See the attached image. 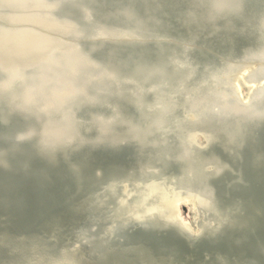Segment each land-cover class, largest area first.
Listing matches in <instances>:
<instances>
[{
  "label": "bare ground",
  "instance_id": "6f19581e",
  "mask_svg": "<svg viewBox=\"0 0 264 264\" xmlns=\"http://www.w3.org/2000/svg\"><path fill=\"white\" fill-rule=\"evenodd\" d=\"M241 1L242 13L218 20L220 29L215 31L206 21L208 9L196 6L195 0H81L76 6L65 3L55 14L56 21L48 19V7L40 1L0 0L2 14L11 26L10 31L0 29V65L13 72L18 66L28 68L36 63L34 79L39 86L37 77L44 82L47 65L61 63L71 51L53 38L69 35L66 24H72L60 18L78 24L83 36L90 37L100 29H125L131 20L120 12H128L144 23L145 34L194 42L198 50L191 57L200 66L198 77L202 78L204 66L215 70L223 59L260 49L258 30L264 27V0ZM86 8L93 10L90 20L84 18L82 9ZM191 13L200 23L188 20ZM90 45L85 43L84 47L89 49ZM173 45L108 44L95 49L94 56L123 78L143 81L140 69L159 67L175 81L179 76L166 66L167 56L179 54V47ZM148 81L153 83V79ZM154 82L158 83L157 78ZM252 86L256 84L240 85L242 97ZM73 88L64 83L49 85L44 91L47 97L39 100L54 102ZM114 102L122 107L130 123L142 121L132 104L117 99ZM96 113L105 111L88 108L81 117ZM34 123L19 117L9 122L0 118V264H27L35 254L38 264H55L62 259L72 264H264V120L256 125H241L222 119L203 125L217 134L218 142L190 156L172 140L169 146L138 147L130 143L118 149L85 147L66 153V157L60 154L51 163L34 150L32 143L18 144L13 140L17 134L35 128ZM151 139L156 142V136ZM208 162L224 169L219 175L206 174L203 164ZM149 166L158 167L166 181L192 173L191 180L183 178L178 184L211 196L216 210L228 221L220 233L192 244L173 228L160 231L145 226L121 231L120 241L100 238L109 219L137 209L144 201L136 198L132 207L115 208L113 217L106 216L110 213L108 206L112 211L116 203L105 186L126 179L148 180L150 176L140 170ZM177 203L176 215L191 225V203L186 198ZM183 205L188 208L186 215ZM91 217L100 221L98 232L88 246L81 248L84 258L71 259L62 249L88 230ZM50 237L54 241H48Z\"/></svg>",
  "mask_w": 264,
  "mask_h": 264
},
{
  "label": "water",
  "instance_id": "95a60500",
  "mask_svg": "<svg viewBox=\"0 0 264 264\" xmlns=\"http://www.w3.org/2000/svg\"><path fill=\"white\" fill-rule=\"evenodd\" d=\"M35 1L48 7L47 17L50 21H56L55 14L65 3L76 6L81 2ZM195 2L196 6H206V21L211 23L215 31L220 29L218 20L237 16L243 11L241 0ZM82 10L84 18L90 20L93 10ZM120 15L131 20L128 27L114 31L100 29L90 37L83 36L78 24L60 18L73 26L62 23L69 27V35L53 38L66 44L71 51L61 63L54 61V64L47 65L46 73H41H45L42 75L44 82L41 76L37 77L40 79L37 83L39 86L34 79L37 75V69L33 68L36 63L28 68L18 66L13 72L0 65V118L9 122L10 119L19 117L34 121L36 126L14 136L16 143H32L34 150L45 155L50 163L55 162L60 154L66 157V153L85 147L118 149L130 143L138 147L169 146L173 143L172 140H176L178 146L184 147L183 154L190 156L195 152L207 151L218 142L217 134L202 128L203 125L222 119L241 125H256L264 120V27L258 30L261 40L259 50L244 53L238 58L223 59L220 67L215 70L211 66H204L202 72L206 78H199L200 66L191 57L198 50L194 42H178L164 36L145 34L143 22L133 18L128 12H120ZM188 17L191 22H199L193 13ZM10 27L6 16L2 14L0 4V29L7 28L10 31ZM199 28L203 29L201 26ZM85 43H90L91 47L86 49ZM148 43L174 44L173 46L179 47L178 55L173 54L166 58V66L179 76L175 81L170 80L164 68L159 67L140 69L143 81L123 78L94 56L95 49H101L108 44L130 46ZM45 63L48 64V61ZM156 78L158 83L154 82ZM152 79L153 83H149L148 80ZM63 83L73 85V91L65 92L51 103L39 100L47 97L44 91L49 85L54 87ZM247 84L256 86L246 90L245 97H242L240 85ZM115 99L121 100L123 104H132L140 113L142 121L138 124L130 123L123 115L122 107L114 102ZM88 108L100 109L105 113H96L88 118L81 117L82 112ZM152 136H156V142L152 141ZM0 155L3 156V153ZM2 165L7 167L5 163ZM222 169L224 168L215 163L203 164L206 174L219 175ZM140 173L150 176L149 179H126L110 182L105 186L113 194L116 203L115 207L112 206V211L111 206H108L110 213L106 216L113 217L115 208L132 207L136 198L144 201L142 200L137 209L120 214L119 218L109 219L104 232L99 234L103 240L120 241L121 231L154 226L160 231L173 228L192 244H196L207 235H217L225 223H228L214 207L211 196L179 186V180H191L192 173L169 178V181L161 178L160 170L155 166L144 167ZM95 175L99 176L100 172L96 170ZM164 198L167 199L162 203ZM180 198H186L191 203V225L176 215L177 200ZM99 222L91 217L88 230L70 240L62 252L69 254L71 259L84 258L80 250L88 246L89 241L97 234ZM48 241H54V238L50 237ZM27 264H38L37 254L28 259ZM55 264L72 263L62 259Z\"/></svg>",
  "mask_w": 264,
  "mask_h": 264
},
{
  "label": "rangeland",
  "instance_id": "374dc122",
  "mask_svg": "<svg viewBox=\"0 0 264 264\" xmlns=\"http://www.w3.org/2000/svg\"><path fill=\"white\" fill-rule=\"evenodd\" d=\"M183 207H184L183 211L185 210V212H186L185 215H186L187 214V211H188V208L185 205H183Z\"/></svg>",
  "mask_w": 264,
  "mask_h": 264
}]
</instances>
